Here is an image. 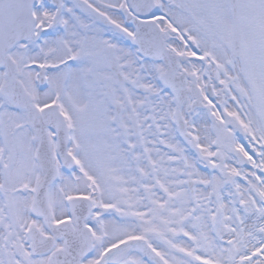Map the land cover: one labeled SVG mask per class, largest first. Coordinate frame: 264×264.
<instances>
[{
    "label": "snow or ice",
    "instance_id": "1",
    "mask_svg": "<svg viewBox=\"0 0 264 264\" xmlns=\"http://www.w3.org/2000/svg\"><path fill=\"white\" fill-rule=\"evenodd\" d=\"M0 264H264V0H0Z\"/></svg>",
    "mask_w": 264,
    "mask_h": 264
}]
</instances>
